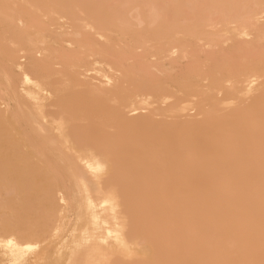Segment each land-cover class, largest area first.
<instances>
[{"label": "bare ground", "instance_id": "1", "mask_svg": "<svg viewBox=\"0 0 264 264\" xmlns=\"http://www.w3.org/2000/svg\"><path fill=\"white\" fill-rule=\"evenodd\" d=\"M216 4L245 7H173ZM4 5H15L7 23ZM201 15L204 22L190 27ZM69 44L76 53L71 64L62 54ZM100 49L116 54L124 66L119 89L107 85L115 78L116 60L97 55ZM224 51L242 71L221 82L180 78L177 69L193 67L185 56L214 58ZM38 63L49 75L71 74L83 86L66 100L73 119L69 133L59 126L62 110L43 96L44 77L33 71ZM262 73L264 0H0V224L6 213L17 216L9 233L0 227V241L6 235L14 241L11 249L0 247V264H73L85 249L84 258L101 264L118 259L115 239L107 237L115 231L106 206L110 185L91 170L97 140L112 153L121 149L124 133L112 127L111 110L135 114L141 125L158 126L165 135L194 139L208 163L249 108L258 117L264 107ZM140 74L153 86H144ZM235 99L244 101L240 111L218 119L215 109ZM5 129L16 137L7 146ZM6 163L8 182L27 188L29 198L6 189ZM146 163L155 164L143 156L129 160L133 167ZM202 176L201 168L189 166L170 179L179 193ZM31 245L37 247L29 251Z\"/></svg>", "mask_w": 264, "mask_h": 264}, {"label": "snow or ice", "instance_id": "2", "mask_svg": "<svg viewBox=\"0 0 264 264\" xmlns=\"http://www.w3.org/2000/svg\"><path fill=\"white\" fill-rule=\"evenodd\" d=\"M14 7L4 5L6 23L10 19L9 9ZM173 7L238 10L245 6ZM204 20L203 15L197 16L189 26L196 28ZM70 49L71 44L62 53L68 64L73 63L76 56ZM57 54H61L59 50ZM96 54L112 55L116 60L115 78L108 79L107 85L110 89H119V78L124 71L119 57L104 49ZM229 55L224 51L214 58L206 53L191 58L185 56L186 61L191 59L193 67H181L177 72L184 80L206 77L221 82L242 71L232 64ZM33 71L37 77H44L43 96L62 110L59 126L69 133L73 119L66 100L83 86L71 74L49 75L43 63L36 64ZM138 78L144 86H153L147 76L140 74ZM261 79L264 80V73ZM24 80L33 83L28 76ZM243 103L235 99L231 104L215 109V115L220 120H227L240 111ZM110 121L115 130L124 133L121 149L119 153H112L106 149L105 141L97 140L99 150L95 151L96 163L91 169L101 183L110 185L106 206L111 207L115 223V231H108L107 237L115 239L114 254L119 258L105 260L103 264H264V107L258 117L249 108L229 130L220 150L208 163L196 152L194 139L165 135L158 126L141 125L138 116L119 109L111 110ZM44 123L47 124V120ZM15 139L5 129L6 146ZM134 156H143L155 164L133 167L129 160ZM189 166L201 168L203 176L199 183L177 193L170 178ZM5 187L21 199L31 195L27 188L8 182L7 163ZM88 204L89 208L93 207L91 201ZM16 223L17 216L6 213L0 227L7 234ZM90 242L88 238L84 240L85 245ZM99 242L106 244L107 240L100 238ZM0 247L11 249L14 241L6 235L5 241H0ZM35 247L31 245L28 250ZM86 252L85 249L73 264H101L90 256L84 258Z\"/></svg>", "mask_w": 264, "mask_h": 264}, {"label": "rangeland", "instance_id": "3", "mask_svg": "<svg viewBox=\"0 0 264 264\" xmlns=\"http://www.w3.org/2000/svg\"><path fill=\"white\" fill-rule=\"evenodd\" d=\"M37 56H40L39 54ZM192 116V115H191Z\"/></svg>", "mask_w": 264, "mask_h": 264}]
</instances>
